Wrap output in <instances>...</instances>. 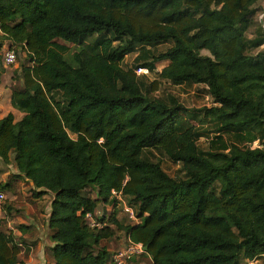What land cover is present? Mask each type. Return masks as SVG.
I'll list each match as a JSON object with an SVG mask.
<instances>
[{
  "label": "trees",
  "instance_id": "16d2710c",
  "mask_svg": "<svg viewBox=\"0 0 264 264\" xmlns=\"http://www.w3.org/2000/svg\"><path fill=\"white\" fill-rule=\"evenodd\" d=\"M258 1L0 0V48L8 39L29 56L11 85L23 115L0 117V158L13 150L16 175L34 196L53 194L51 264H115L101 244L115 229L147 245L151 264H246L264 254V48L249 52L264 43L261 23L246 35ZM59 39L87 46L70 62ZM161 42L169 45L152 52ZM133 52L151 70L164 61L160 78L207 85L214 104L200 109L201 122L208 117L217 133L208 150L187 107L152 94L159 80H141L137 64L123 66ZM4 70L0 59V78ZM255 139L258 146L243 144ZM154 147L183 175L143 153ZM112 189L137 221L120 222L113 208L109 224L90 226L85 213L111 202ZM19 251L0 229V264H25Z\"/></svg>",
  "mask_w": 264,
  "mask_h": 264
},
{
  "label": "rangeland",
  "instance_id": "374dc122",
  "mask_svg": "<svg viewBox=\"0 0 264 264\" xmlns=\"http://www.w3.org/2000/svg\"><path fill=\"white\" fill-rule=\"evenodd\" d=\"M258 12H256L251 17V24L246 31L247 36H253L255 33V28L259 25V21H263L264 23V1L263 3H259L258 5ZM60 42H64L67 45V50H65L64 54L66 55V58H70L72 60V52L77 48V45H74L71 42L63 41L59 39ZM9 40L5 39L3 41V45L0 48V59L2 58L3 51H5V47L9 45ZM85 46L86 43H84ZM169 45V42H161L157 43L155 45L149 46L152 52H158L161 50H164ZM264 48V46L260 45L257 48L251 49L249 52L254 53L259 49ZM141 50V49H140ZM139 50V51H140ZM16 52V58L15 61L9 65L4 66L5 70L1 74V79L3 82H6L7 85L10 84L13 86L15 83V77L13 75V72H16L17 70H20V66L22 64H25L28 62L29 56H27V51L25 48L21 45H17L15 48ZM201 53L203 54H209V51L207 49H202ZM136 52L127 54L123 60V66H137L135 69L139 66L138 63L144 62L146 58H140V60H136ZM164 64V61H159L156 63V67L151 70L149 69L147 72H139L137 75L138 77L145 81L146 83H149L151 80L157 78L159 80V87L152 92V94L159 95V96H166V95H173L177 98L178 102L185 107L189 109L187 111L188 117L190 118V121L196 125H200L201 128L204 130V134L198 136L196 138V142L198 146L202 150H208L210 148L211 141L215 138L214 136L217 134L215 130V125L209 120V118L203 119L201 122V118H203L201 108L205 106H210L214 104V99L212 95L209 93L207 85L202 82H185V83H174L169 79L160 78L158 77V71L161 69L162 65ZM190 112H193L197 115H191ZM186 113V112H185ZM72 136H75L74 133H70ZM222 139L226 142L234 141L235 137H233V133H223ZM247 144L250 146H258L260 142L258 139L253 140L252 142H244L243 144ZM13 153L14 151L11 150L9 152V160L8 162H5L2 158H0V182H4L9 180L10 186L6 188L0 187L1 190L5 193V213L6 218L2 219L0 222V229L7 231V232H13V228L18 226L19 221L26 220L25 215L30 216L29 220L34 218L36 222L39 225H36V227H40V232L36 231L35 229H31V234H35L36 236H39L40 234H43V232L46 230L45 227V216L46 210H49L50 205V198L52 197V193L48 192V194L42 196L40 200L35 203V201H32L30 191V182L27 180L23 175H16L18 173V169L16 167V164L13 159ZM145 155L150 157L154 161H159L161 166L172 176H182L183 171L181 170L180 163L173 162L168 158V156L159 148H147L143 152ZM218 182H216V185ZM83 192L89 193L90 195H94V188L91 186H87ZM35 197V196H34ZM126 199V198H125ZM31 200V205L28 204ZM127 203L128 200L126 199ZM100 203V202H99ZM135 209V207H134ZM116 210V216L120 222H129L130 218L127 217V214L121 209L119 206ZM102 211V210H101ZM105 212V211H104ZM19 214V215H17ZM11 219V220H10ZM28 220V221H29ZM13 222V223H12ZM45 232V231H44ZM40 239V237H38ZM35 240V243L33 244L32 249L29 247V250H32L31 252L37 251L35 248L37 245V240ZM126 235L121 229H115V233L113 236L105 238L101 241V244H104L105 246L109 247V250L113 252L115 249L119 248L123 245L125 242ZM39 243V242H38ZM46 247V244H45ZM48 247V246H47ZM26 249V251L28 250ZM39 258L41 259L39 261H35L36 264H49L48 259H50V255H46L44 253L43 245L39 244ZM46 250V249H45ZM48 250V248H47ZM38 257V255H36ZM143 261L145 264H151V261L149 259V254L144 253L142 256H133L131 259L127 261V264H141L140 261ZM108 264V263H107ZM110 264V263H109ZM113 264V263H111ZM254 264H264V255H260L256 258Z\"/></svg>",
  "mask_w": 264,
  "mask_h": 264
},
{
  "label": "crops",
  "instance_id": "0c3cea01",
  "mask_svg": "<svg viewBox=\"0 0 264 264\" xmlns=\"http://www.w3.org/2000/svg\"><path fill=\"white\" fill-rule=\"evenodd\" d=\"M263 1L264 0H259L257 4L259 5V3L260 2L263 3ZM258 23H261L263 30H264L263 21L260 20ZM74 45H77L76 49H79L80 47L85 46L84 43L74 44ZM86 45H87V43H86ZM262 46H264V43L262 44ZM64 52H65V50H64ZM64 52H63V55L66 58V55L64 54ZM66 59L68 61L72 62L70 58L67 57ZM10 95H11L10 84L7 85V83L3 82L2 79L0 78V117L4 116L6 113L11 111L14 114V118L19 119L23 115V111L12 106V104L10 102ZM27 180H29V179H27ZM29 182H30V189H32L30 191L31 199H32V201H35V203H37L40 200V198L42 196H44L45 194L47 195L48 192L34 197V194H33V188L34 187H33V184L30 180H29ZM52 196H53V194H52ZM91 196L94 197L95 194L91 195ZM51 198H50V201H51ZM30 203H31V200L28 204H30ZM110 206H111L110 202H100L96 205L95 210H98V211L102 210V211H106V213H108L112 209ZM49 213H50V205H49V210L47 209L46 214L44 213V216H45V223L44 224H45L46 230H44L45 232L41 231V232H43V234H40L39 236H36L35 234H31L30 230L32 228L33 229L36 228V231L40 232V227H38V226L36 227V225H39V224L36 222V220L34 218L29 220L30 216H28V215H25L26 220L19 221L18 226L13 228V232H12L13 239L15 240V242L18 244V246L20 248L19 257L24 261L25 264H36L35 261L40 262L41 259L39 258V254H37L41 250V249H39V244L43 245L44 253L46 255H50V252L47 250V248H49V246H51L53 242L49 237L50 230L47 226V218H48ZM17 215H19V214H17ZM20 224H23V225H20ZM38 237H40V239H38ZM36 239H38L37 245L35 247L37 249V251L31 252L32 250H29L28 248L30 247L32 249L33 244L35 243ZM45 244H46V247H45ZM106 247H107V245H106ZM107 248L109 249V247H107ZM26 249H28V250L26 251ZM36 255H38V257ZM262 255H264V254H262ZM50 257H51V255H50ZM149 259L151 261L150 255H149ZM48 262H49V264H51L53 262L52 258L48 259ZM141 264H145V263L143 261H141Z\"/></svg>",
  "mask_w": 264,
  "mask_h": 264
},
{
  "label": "built area",
  "instance_id": "2783aa9c",
  "mask_svg": "<svg viewBox=\"0 0 264 264\" xmlns=\"http://www.w3.org/2000/svg\"><path fill=\"white\" fill-rule=\"evenodd\" d=\"M15 58H16L15 48L11 45H7V47H5V51H3L1 58L3 65L6 66L13 63L15 61ZM148 70L149 69L145 66H138L135 69V72L138 74L139 72H147ZM126 179L127 177H124L123 181H126ZM5 198L6 196L4 191L0 189V222L2 221V219L6 218ZM111 198H112V201L110 202L111 204L110 207L112 208L111 210H113V208H118L120 206L121 209L127 214L128 218H130L133 221H137L138 218L136 215V210L132 205L127 203L121 190L112 189ZM110 213L111 211L108 213H106V211L104 212L101 210L99 211L95 210L93 212L87 211L84 217L86 222L90 226L101 227L105 224H109ZM145 252L146 250L144 249L143 244L141 242L132 241L129 237L126 236L123 245L112 252L111 258L115 264H126L130 257L134 255L141 256ZM255 260L256 258L249 259L247 260L246 264H254Z\"/></svg>",
  "mask_w": 264,
  "mask_h": 264
},
{
  "label": "water",
  "instance_id": "95a60500",
  "mask_svg": "<svg viewBox=\"0 0 264 264\" xmlns=\"http://www.w3.org/2000/svg\"><path fill=\"white\" fill-rule=\"evenodd\" d=\"M144 249L147 250L148 246L147 245H143Z\"/></svg>",
  "mask_w": 264,
  "mask_h": 264
}]
</instances>
